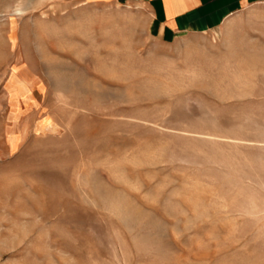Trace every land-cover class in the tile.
Instances as JSON below:
<instances>
[{"label": "rangeland", "instance_id": "374dc122", "mask_svg": "<svg viewBox=\"0 0 264 264\" xmlns=\"http://www.w3.org/2000/svg\"><path fill=\"white\" fill-rule=\"evenodd\" d=\"M0 264H264V4L0 0Z\"/></svg>", "mask_w": 264, "mask_h": 264}, {"label": "crops", "instance_id": "0c3cea01", "mask_svg": "<svg viewBox=\"0 0 264 264\" xmlns=\"http://www.w3.org/2000/svg\"><path fill=\"white\" fill-rule=\"evenodd\" d=\"M146 6L158 28L167 33L206 31L218 27L228 16L264 0H112Z\"/></svg>", "mask_w": 264, "mask_h": 264}, {"label": "bare ground", "instance_id": "6f19581e", "mask_svg": "<svg viewBox=\"0 0 264 264\" xmlns=\"http://www.w3.org/2000/svg\"><path fill=\"white\" fill-rule=\"evenodd\" d=\"M41 125H42V122L38 123V124L36 125V130H39L40 127H41Z\"/></svg>", "mask_w": 264, "mask_h": 264}]
</instances>
